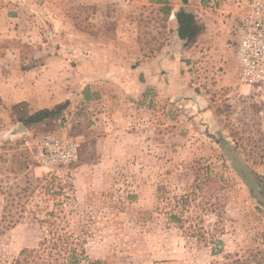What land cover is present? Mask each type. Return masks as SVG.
<instances>
[{
    "label": "rangeland",
    "instance_id": "1",
    "mask_svg": "<svg viewBox=\"0 0 264 264\" xmlns=\"http://www.w3.org/2000/svg\"><path fill=\"white\" fill-rule=\"evenodd\" d=\"M157 1L0 0V264H264V208L234 162L264 194V103L237 61L247 0H170L211 26L190 48ZM67 101L30 128L13 109ZM47 134L80 161L41 164Z\"/></svg>",
    "mask_w": 264,
    "mask_h": 264
},
{
    "label": "built area",
    "instance_id": "2",
    "mask_svg": "<svg viewBox=\"0 0 264 264\" xmlns=\"http://www.w3.org/2000/svg\"><path fill=\"white\" fill-rule=\"evenodd\" d=\"M246 7L239 19V80L264 103V0H247ZM35 150L39 162L49 167H68L81 159L78 140L56 134L39 138Z\"/></svg>",
    "mask_w": 264,
    "mask_h": 264
},
{
    "label": "trees",
    "instance_id": "3",
    "mask_svg": "<svg viewBox=\"0 0 264 264\" xmlns=\"http://www.w3.org/2000/svg\"><path fill=\"white\" fill-rule=\"evenodd\" d=\"M157 4L161 5V10L167 15L171 16L173 8L170 5L169 0H158ZM175 20L177 22L178 28L177 33L181 42L184 43L185 48H190L197 43L198 39L205 33L206 25L201 22L197 15L190 9L181 8L178 12L175 13ZM87 93V90L85 91ZM88 99V98H87ZM69 101L64 104L56 105L55 107L49 109H42L36 111L32 114L28 113L25 107L26 103H19L13 106L14 110L21 109V112H18V119L28 128L36 125H44L59 117L60 114L68 107ZM37 250H23L21 257L15 262V264H26V263H35L34 262ZM33 259V260H32ZM81 258L71 255L65 260L66 264H81ZM92 264H98L94 262Z\"/></svg>",
    "mask_w": 264,
    "mask_h": 264
},
{
    "label": "water",
    "instance_id": "4",
    "mask_svg": "<svg viewBox=\"0 0 264 264\" xmlns=\"http://www.w3.org/2000/svg\"><path fill=\"white\" fill-rule=\"evenodd\" d=\"M25 130L23 126H19L17 128V134L20 133V130ZM235 162L236 169L239 173V175L243 178L244 182L247 184L249 189L252 191L253 196L256 198V200L263 206L264 208V194L261 192L258 183L256 182L253 175L248 172L243 166H241L238 162Z\"/></svg>",
    "mask_w": 264,
    "mask_h": 264
},
{
    "label": "crops",
    "instance_id": "5",
    "mask_svg": "<svg viewBox=\"0 0 264 264\" xmlns=\"http://www.w3.org/2000/svg\"><path fill=\"white\" fill-rule=\"evenodd\" d=\"M175 12L176 11L173 9V16H175ZM174 20H175V18H174ZM205 25H206V28H207L206 32H208L207 36L209 35V37H210V34H211V26L208 23H206ZM205 37H206V35H205ZM178 39H179V37H178ZM174 40L176 41V38H174ZM187 52H192V49H189V50L185 49V50H183L181 52L179 51L178 54H179V56L182 57V55H186ZM151 60H166V62L164 61L163 63H159V64L158 63L157 64H154V62H148L147 64L143 65V67H141V70H140L141 72H142V70L143 71L144 70H148L147 72L154 71L155 69H154L153 66H156V68L159 69V70H160L161 67L162 68L165 67L166 69H170L171 66H174V63H171L170 60H179V58H176L175 56H173L172 54H170V55H167V57H165V58H158V59H151Z\"/></svg>",
    "mask_w": 264,
    "mask_h": 264
}]
</instances>
